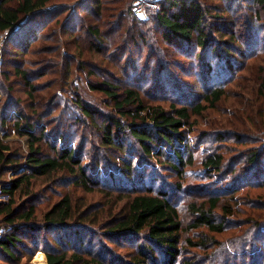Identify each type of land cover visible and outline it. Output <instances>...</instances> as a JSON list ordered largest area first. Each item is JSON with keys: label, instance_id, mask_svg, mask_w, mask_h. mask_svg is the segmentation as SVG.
I'll return each mask as SVG.
<instances>
[{"label": "trees", "instance_id": "obj_1", "mask_svg": "<svg viewBox=\"0 0 264 264\" xmlns=\"http://www.w3.org/2000/svg\"><path fill=\"white\" fill-rule=\"evenodd\" d=\"M0 39V264L38 248L47 264H207L219 251L227 264H264V128L248 123L254 102L228 99L251 67L264 101V0H159L146 21L131 0H0ZM59 48L51 98L26 112L15 78L34 90ZM231 107L242 113L194 132ZM51 110L53 122L35 117ZM8 127L27 154L3 140ZM74 188L107 201L78 211ZM241 204L257 211L240 216Z\"/></svg>", "mask_w": 264, "mask_h": 264}, {"label": "rangeland", "instance_id": "obj_2", "mask_svg": "<svg viewBox=\"0 0 264 264\" xmlns=\"http://www.w3.org/2000/svg\"><path fill=\"white\" fill-rule=\"evenodd\" d=\"M134 0H131V6ZM159 0H156L155 3H153V7H147V10L145 11V18L143 20H138L139 21H146L149 18V10L153 9L156 7L157 3ZM103 27H107V24H105ZM122 32V31H121ZM118 33V32H114V33H110L108 36L110 37V39L112 41H119V42H123L122 38L124 35ZM118 38V39H117ZM121 39V40H120ZM80 43H83L85 40L83 39V37L79 38ZM78 40V41H79ZM2 40L0 39V45H1ZM43 45V43H42ZM39 45V46H42ZM59 47V45H58ZM84 47V45H83ZM86 47V46H85ZM47 53H43L40 54V56L42 57V55H45ZM48 54L50 57H48V59H45L43 63H45V66H49L46 71H45V75L39 78H34L33 82H34V90H28V88H26L22 82L19 80V78H15V83H14V90L11 91L12 94H14L15 97L20 99V104L22 105V108L25 109L26 112H32L34 110L36 111H41L43 109V107L46 105L47 99L46 96L48 95L49 99L51 98V90H53V88H55V79L59 76V55H60V48L59 51H56L54 49L49 50ZM89 60H94L95 58H97L98 56H100L103 59V55L102 54H93L91 51H89ZM33 57V61L35 58H37L35 55L32 56ZM32 63H27V67L35 70V68H37V66L39 65V62H33ZM249 72L247 70L243 71L244 73L248 74L249 76L247 78H245L244 80L240 79L239 81V85L242 84L244 85V89H239L236 88L234 86L233 90L235 92H230L229 94V100H235L237 102H239V100H243V99H247L249 100V104L254 102L255 103V111H252L254 109L251 110V117L253 119H255V122H251L250 120H248L249 125L251 126V128H253L254 130H260L262 128H264L262 126L263 122V118H264V112L261 113V107L262 104L264 103L263 100L261 101H257L254 96H253V92H251L250 90V85L254 82V77H255V72H253V68H249ZM251 77V79H250ZM189 80H192V78H190ZM54 85V86H53ZM241 86V85H240ZM5 95L0 93V99H3ZM229 103V102H228ZM241 107H231L228 108L229 109V113H231L230 115L227 114L226 112H221V109H218L217 111H211L210 113H206L205 115H203L201 118H197L196 120L198 121V126L194 127V132L196 133L198 130V127L201 128H207L209 125H207L210 122H214L216 123L217 119H222L224 117H233V115L235 114V110H237L238 112L242 111L239 109ZM52 111V110H51ZM35 112V111H34ZM41 115H43V118H46L53 122L54 121V116H57L58 112L57 111H52V112H41L38 113V115H36L35 117H39ZM50 114H52L50 116ZM50 117L52 119H50ZM47 122V121H45ZM50 123V122H47ZM254 123V124H253ZM11 127H8L9 130V134L8 136L4 137L3 140L6 142H9L10 145L16 149L19 150V152H21L22 154H27L28 149H29V141L27 139L26 136H22L17 134L14 130L10 129ZM90 133V137H91V142H94V144H100V139H99V135H97L96 133H94V129L90 128L89 132ZM197 162L195 163V165H193L191 167L192 170H198L200 167V163H199V156H197L196 158ZM2 179H5L7 181H10L12 178V173L11 172H4L2 173L1 176ZM42 185H40L39 183L37 184V187L39 188V190H42L43 188L41 187ZM60 189L62 191L67 190L66 186L60 187ZM2 190V185H0V201L2 200H7L8 196L4 195L1 193ZM256 190V189H255ZM257 190L260 191V194L262 196H264V186L261 188H258ZM73 195L76 196L74 198V201L79 200V205L80 208H78V211H81L82 209L92 205L94 206L95 204L101 203L100 205L102 206V203L107 201V196H104L103 194L99 193V192H94V193H85L82 189L79 188H74L72 190ZM115 201H117L118 203H115ZM114 205V207H118L121 204V201L119 200H114L113 203H109L106 207L99 209L98 212V216L96 220H99L97 223V226H100V224L104 221L105 217L107 216V214L109 213V211L111 210V206L109 205ZM93 208V207H92ZM252 207H247L243 204H241V206L238 208V213L240 214V216H246L249 211H257V209H253V210H249ZM259 210V209H258ZM260 211V210H259ZM264 211V210H263ZM89 212H91V210H89ZM248 231V230H247ZM233 232L228 231L227 235L232 234ZM231 236V235H229ZM228 236V237H229ZM226 238V237H225ZM227 239V238H226ZM103 240H107V239H103ZM220 240H225L224 238H221ZM108 242L109 245H112V243L110 241H106V243ZM116 250L121 251L120 248L115 247ZM197 250V252H199L200 254H203L202 249H194ZM216 250V249H215ZM214 250V251H215ZM39 252H42V254H38ZM205 252H209L208 250H205ZM222 251L216 252L215 255L213 256L212 260L210 262H207V264H227L226 262V258L223 256V252ZM41 256L44 259V263L47 264V259H46V255L44 254V251L42 249H37L34 254L28 259L27 257H24L19 263L16 264H37L36 263V257ZM227 256V255H226ZM239 259V258H238ZM205 260V259H204ZM202 261V260H200ZM231 262H229L228 264H230ZM245 264H248L247 262Z\"/></svg>", "mask_w": 264, "mask_h": 264}, {"label": "built area", "instance_id": "obj_3", "mask_svg": "<svg viewBox=\"0 0 264 264\" xmlns=\"http://www.w3.org/2000/svg\"><path fill=\"white\" fill-rule=\"evenodd\" d=\"M155 2L156 0H134L131 6L132 12L139 20H143L147 7L152 8Z\"/></svg>", "mask_w": 264, "mask_h": 264}, {"label": "bare ground", "instance_id": "obj_4", "mask_svg": "<svg viewBox=\"0 0 264 264\" xmlns=\"http://www.w3.org/2000/svg\"><path fill=\"white\" fill-rule=\"evenodd\" d=\"M35 260H36V263H37V264H45V263H44V259H43V257H41V256L36 257Z\"/></svg>", "mask_w": 264, "mask_h": 264}]
</instances>
